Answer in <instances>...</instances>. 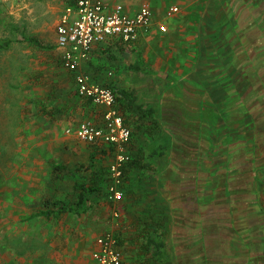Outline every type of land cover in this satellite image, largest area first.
<instances>
[{
  "label": "rangeland",
  "instance_id": "374dc122",
  "mask_svg": "<svg viewBox=\"0 0 264 264\" xmlns=\"http://www.w3.org/2000/svg\"><path fill=\"white\" fill-rule=\"evenodd\" d=\"M111 1L123 4L131 11L141 4H148L155 17L161 19L171 5L180 6L183 0ZM69 4L70 0H0V264H80L92 249L96 237L112 230L116 220L119 221L103 204L102 191L95 193L93 202L96 205L82 214L66 212L49 219L45 216L28 217L44 209L45 201L55 204L67 200L75 178L88 173L85 169L79 171L78 166L103 164L106 168L113 159L112 151V154L100 157L93 151L94 146L70 139L65 133L67 128H73L87 119L92 110L77 95L73 78L62 66L55 45L57 23ZM236 5L237 2L230 4L233 27L229 29L233 42L227 44L228 48H225L226 44H216L219 52L230 50V53L228 59L216 61L220 73L215 79L219 84H228L231 81L237 83L238 78L244 77V82L253 86L250 95H254L253 90L264 87V55L259 53L264 50V42L247 43L240 39L239 34L244 28L234 17ZM190 13L186 19L196 15L193 9ZM170 30L174 32L168 35L169 31L162 32L153 27L131 46L117 43V47L102 52L104 60L99 64L107 72L117 74L118 79L127 81L132 78L136 84L150 85V82L159 89L156 94L160 104L165 93H169L165 90L169 87L167 84L180 80L179 70L187 71L188 65L195 64V60L192 63L191 59L185 63L186 53L194 50L193 44L179 42L176 27H170ZM188 30L189 27L185 33H189ZM31 37L42 45L31 43ZM133 62L145 74L136 73L135 78L130 68ZM241 67L245 70L244 75L240 74ZM224 70L227 75L221 74ZM218 90H223L222 86L219 85ZM255 105L251 107L254 112L258 109ZM218 108L219 119L223 120L219 121V136H223L219 139V146L223 143L219 149L226 152L225 147L230 144L226 143L224 129L221 130L222 125L227 127L224 122L225 108L220 104ZM183 118H174L179 120L174 121L172 139L160 135L169 127L162 115L153 118L140 116L137 122L132 118L127 124L133 133L128 151L131 153L134 142L144 143L152 138L158 139L156 137L162 142H174L176 138H181L188 130L186 120L180 121ZM257 145L255 137L251 138L252 149L260 148ZM188 150L192 151V148ZM174 157V166L184 163L180 155ZM222 159L225 162L226 155L222 154ZM55 164H62L70 170H66L65 179L56 176L53 171ZM192 167L191 155L190 165L186 167L189 170L184 169L181 176L176 169L163 175L161 170L155 173L133 170L132 183L142 181L136 184L142 187L137 195L142 201V209H136L135 214L132 212L135 223L133 227L130 224L126 231V264H242L243 251L240 247L246 244L255 259L253 254L257 243L264 242L263 239L259 241V229L252 220L257 209L254 204H249V209H243L242 203L226 199L230 186V180L224 177L227 171L218 172V195L222 199L217 205L216 233H211L205 220L198 243L201 245L192 247L196 238L194 234L199 228L188 218L194 217L195 213ZM167 197L173 212L169 211ZM183 200L187 205L185 209L182 207ZM237 209L248 210L246 215L249 218L235 219V216L243 214L237 213ZM182 214L187 216L184 222L180 218ZM248 225L250 232L244 236V242L237 232ZM146 230H154L159 238L164 237L169 242V258L156 261L142 254L140 242L144 241L142 234ZM183 246L189 249L183 250ZM259 257L263 258V255L259 253Z\"/></svg>",
  "mask_w": 264,
  "mask_h": 264
},
{
  "label": "crops",
  "instance_id": "0c3cea01",
  "mask_svg": "<svg viewBox=\"0 0 264 264\" xmlns=\"http://www.w3.org/2000/svg\"><path fill=\"white\" fill-rule=\"evenodd\" d=\"M105 1L109 4H113L111 0ZM236 2V16L234 15V17L237 18L238 25L244 28L243 33L239 34L240 39L243 38L247 43L259 44L264 42V0H183L181 5H178L180 11L167 22V31H169L167 34L169 35L171 31L174 32L173 30H170V27L171 29L176 27L179 42L193 44L194 50L190 53H186L185 63L187 64L189 59H191L192 63L195 60V64L188 65L187 71L179 70V79H182V81L177 80V83L172 82L167 84L169 87H166L165 90L170 94L165 93L167 97L164 95V99L160 104V100L158 99L159 96L156 94V90L159 89L156 88V86H153L150 82V85L147 83L136 84L132 81V78L127 81L123 78L118 79L117 74H114L113 71L109 70V72H107L105 68L102 67V64H99L104 60L101 55L102 52L117 47V41L112 40L109 43H103L96 46L92 52V56L82 63V70L89 73L93 80L101 84L109 85L112 83L115 86L135 89L139 95L138 102L144 103L146 108H154V116L160 117V115H162L165 119L164 122L169 123V127L172 128L169 129L168 127L167 130L160 135H167L168 139H172L174 133V121L176 122L179 120L174 119L177 116L184 117L180 121L186 120V128L188 129L184 132L181 138H176L177 140L175 139V145L172 140L162 142L158 140L160 139L159 137H156L158 139L152 138L150 141L144 143L134 142L131 145L133 147L131 153L135 156L143 154L147 155L149 150L157 144H160L159 150H161V152L155 157H149V161L151 162L149 169L143 170V168H140L139 165H137L138 160L127 164L122 186L124 197L119 202H110L106 198L107 187L110 182V163L105 168V177L107 178V181L102 190L104 194L103 204L112 210V213L115 209H118L119 216L113 215L118 217L119 221L117 222L116 220L114 228L110 231H113L119 239V246L123 252L122 264H126L127 260L124 249V243L127 240L125 235H128V232L126 231L130 224L132 226V224L135 223L133 222L135 217H133L132 212L135 214L136 209H142V201L137 197L138 193L141 192L142 187L136 185L141 184L142 181L132 183L134 181V179H132L133 170L137 169L138 171L147 173H155L158 172V170H161L160 174L163 175L167 174L171 169H176L177 171L179 170V176H181L184 169L189 170V168L186 167L190 165L191 155L193 156V200L195 204V213L194 217L191 218V216H189L188 218L194 221V225L196 224L195 227H199L197 233L194 234L196 235V238L194 242L195 244L192 247H200L201 245L198 243L201 238V227L205 220H207L210 226L211 233H216L218 219L217 205L219 199H222L218 195L219 171H227L224 177L230 180L229 191L228 194L225 195V197L227 196V200L232 201V203H242L243 209H249V204L255 205V209L257 210L254 211L252 220L255 221L257 228L259 229V241L262 239V241H264V147L262 146V143H264V117H261L260 114L262 113L264 116V87L260 86V89L253 90L255 94L250 95L253 86L249 82L245 83L244 77H241L242 79L238 78L236 81L237 83L231 81L228 84H226V82H221L219 84V81L215 79L220 73L216 61L228 59L230 53V50L226 53L219 52L216 48V44H226L225 48H228L229 45L227 44L233 42V38H231V30L229 29L233 27L230 18V4H235ZM190 9H193L196 15H191L189 19H186L188 14H191ZM192 17L193 19H191ZM187 27H189V33H185ZM148 31L142 32L137 41ZM164 35H166V33ZM164 38H166V36H164ZM137 41L132 44H135ZM132 44L128 45L131 46ZM56 48L58 49L57 46ZM58 52L60 55L59 49ZM259 53L261 56L264 55V50ZM99 55L100 57H98ZM262 59H264V57H262ZM239 70L241 75L245 74L243 67L239 68ZM68 72L71 74L74 81L73 73L70 71ZM131 72L136 78V75L143 71L142 68H140L139 70H132ZM223 73L226 75L228 74L226 70L221 74ZM219 85L222 86L223 90H218ZM82 99L85 100V98ZM250 103H252V105ZM219 104L221 107L225 108L224 122H226L227 127L222 125L221 130L224 129L223 135L227 138L226 143L230 144V146L228 145V147H225L226 152H222V150L219 149V147L223 146V143L219 146V139L223 137L221 135L219 136V121L223 122V120L219 119ZM253 105L258 108H255L257 109L255 112L254 110H251ZM95 106L96 110L92 109L87 119L99 121L102 116V108L97 105ZM221 116H223V114ZM66 136L70 139L84 142L76 138L74 135L66 133ZM254 137L257 141V146L260 147L256 150L252 149L250 146L251 138ZM98 145H100V147H105V150L99 151L101 148L96 150V148L92 147L94 152H102L101 154L105 155L113 153V151L111 153L109 145ZM188 148H192V151L188 150ZM219 154L221 155L220 158ZM222 154H224V157L226 155L225 162H223ZM177 155L181 156L180 160L184 163H179L176 167L174 166L176 165L174 162V156ZM87 165L89 166L90 164ZM91 169L93 168L89 167V170L87 171L89 172ZM168 179L170 180V177H168ZM72 183H74V181ZM71 186L70 194L67 196V199L75 198L73 184ZM230 187L232 188L231 190ZM95 193L88 194L86 197L85 204L90 206L88 209H91L96 205V203L93 202L96 199ZM185 206H187L186 201L183 200L182 207L184 208ZM168 208L170 212H173L169 202ZM247 211L248 210L244 211L237 209V213L243 214L237 215L234 218H249V216L246 215L248 213ZM83 212L84 211H80L78 214H82ZM180 218L184 222L187 216L182 214ZM246 222L249 223L248 221ZM146 231L147 232L142 234V237L150 234L153 235L159 242H161L166 257L164 259L155 257L153 255V248L144 251V245L146 244L144 237V241L140 242V250L142 254L145 253L146 256H150L156 261H164L167 257L169 258V242L165 240L164 237L159 238L157 236L158 233L153 232L154 230ZM249 232L248 225V227L243 226L237 233L241 240L246 242L244 236L248 235ZM188 235L189 233L187 232L186 236ZM96 239L92 249L86 257L83 258L80 264L91 261V253L95 247ZM183 240H185L184 236ZM180 243H178V245ZM258 243L254 249V260L251 257L252 250L249 248L248 244L244 245L245 247H240L243 251L242 264H264V242ZM182 249L188 250L189 248L183 246ZM259 253L263 255V258L259 257ZM129 264H136V262ZM234 264L236 263L234 262Z\"/></svg>",
  "mask_w": 264,
  "mask_h": 264
},
{
  "label": "built area",
  "instance_id": "2783aa9c",
  "mask_svg": "<svg viewBox=\"0 0 264 264\" xmlns=\"http://www.w3.org/2000/svg\"><path fill=\"white\" fill-rule=\"evenodd\" d=\"M180 11L171 5L161 19H157L148 4H141L135 11L123 4H109L105 0H75L67 5L56 26V46L60 50L62 66L74 75L75 89L82 98H89L102 108L99 121L84 119L76 127L66 129L88 143L113 147V159L109 164L110 182L106 198L119 202L124 197V169L131 160L128 144L131 130L116 105L115 94L107 85L93 80L83 71L82 63L92 56L96 46L110 41L132 44L144 31L157 27L167 31V22ZM118 215V209L113 211ZM123 252L113 231L100 234L91 253V261L84 264H122Z\"/></svg>",
  "mask_w": 264,
  "mask_h": 264
},
{
  "label": "trees",
  "instance_id": "16d2710c",
  "mask_svg": "<svg viewBox=\"0 0 264 264\" xmlns=\"http://www.w3.org/2000/svg\"><path fill=\"white\" fill-rule=\"evenodd\" d=\"M75 0H70V5H74ZM29 41L31 43L37 44V45H42L39 40H37L35 37L29 38ZM117 43H120L117 41ZM131 68L133 70H139L140 66L136 63L133 62L131 64ZM110 88H112L115 98H116V105L121 113V115L124 118V122L126 124L129 123V121L132 118H135V122L139 121V117H149L153 118L155 110L154 108H146L144 103H139V95L137 94V91L135 89H129V88H123L119 86H115L114 84L110 83L109 85ZM77 93V92H76ZM78 95V94H77ZM85 106H89L92 109L96 110L95 104L92 102L91 99L85 98V101L83 103ZM138 125V124H137ZM132 132H131V137H132ZM96 150L101 148L99 151H104L105 147L98 145L97 143H88ZM160 144H157L156 146L152 147L149 150V153L147 155H138L135 156L134 154L130 153L131 160L130 162H134L135 160L137 161V165H139L140 168L144 169H149L151 162L149 161L150 158L155 157L158 155V153L161 152L159 150ZM110 151H113V147H109ZM96 154H98L100 157L105 156V154H101L102 152L95 151ZM135 157V159H134ZM150 157V158H149ZM129 162V163H130ZM128 163V164H129ZM53 171H55L56 176L65 179L66 178V173L68 171V168L62 164H55ZM89 167L93 168L91 171H89L84 177L80 176L75 178L74 183H73V192L75 195L74 199H67L64 201H58L54 202L55 204H52L50 202H44L46 205L44 209L37 211L36 213H33L32 215L28 216L29 218L36 217V216H45L48 219L49 218H56L58 215L61 213L65 212H76L79 213L80 211H85L87 210L90 206H87L85 204L86 197L88 194L92 193H99L103 190L105 187L107 178L105 177L106 174V169L103 164H90L85 165L84 167L82 164L78 166V170H89ZM67 170V171H66ZM125 170L124 169V175H125ZM70 172V170L68 171ZM88 179V180H87ZM144 239L146 240V244L144 245V251L148 249H154L153 250V255L157 258L164 259L166 257L165 251L162 249L161 242H159L153 235H145ZM147 248V249H146Z\"/></svg>",
  "mask_w": 264,
  "mask_h": 264
}]
</instances>
